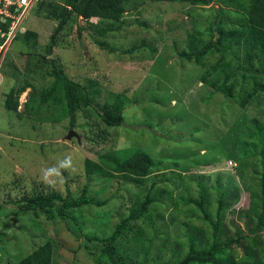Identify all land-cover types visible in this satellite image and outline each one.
I'll return each instance as SVG.
<instances>
[{
    "label": "rangeland",
    "instance_id": "374dc122",
    "mask_svg": "<svg viewBox=\"0 0 264 264\" xmlns=\"http://www.w3.org/2000/svg\"><path fill=\"white\" fill-rule=\"evenodd\" d=\"M63 1H36L25 17L18 38L5 54L1 67L0 264H16L47 241L54 247L53 264H111L102 255L99 243L94 240L89 242L88 239L108 236L119 219L126 217L132 205L143 200L147 193L155 203L150 205L149 215L133 223L132 230L120 240L119 252L126 258V264L174 263L176 255H183L189 247L187 235L193 234L195 246L201 248L213 232V227L203 219V215L187 202L189 198L199 197L198 184L206 190V209L214 223L218 221L217 190L226 192V208L219 212L222 222L220 239L233 235L236 228L242 230L243 222L239 214L249 206L247 184L253 187L258 184L257 179L247 178L253 170L251 164L248 163L244 169L246 172L241 173L239 152L235 148V136L241 129L240 126L235 127V122L240 118L244 122L243 109L220 93H215L212 100L204 103L202 98L214 90L210 80L201 81L206 68L194 66L180 56L182 50L194 52L201 48L203 42L211 39L209 27L216 26L218 8L227 4L216 0L206 7H194L176 2H146L126 13L120 22L111 24L118 30L107 38H99L107 49L92 41L87 33V22L76 19L58 34L51 54L47 55L45 46L57 25L56 21L48 18L47 8L52 3L62 4ZM229 10L235 11V8L230 6ZM235 21L228 17L226 24L231 25ZM89 22L97 24L95 19ZM221 24L223 26V21ZM25 31L37 34L35 46L32 41L24 40ZM142 42L143 48L132 54H122V51L140 46ZM245 46L243 43L242 57ZM41 56L56 58L65 74L76 82H96L100 93L93 101L99 106L112 94L123 93V125L108 128L97 117L87 118L78 113L76 125L87 127H75L73 131L77 138L66 140L71 130L66 129L64 124L69 119L60 123L51 121L50 111L54 110L57 114L54 102H49L54 106L52 108L42 104L39 111L31 112L32 106L40 105L43 88H49L53 80L46 75V70H53L50 63L48 66H35ZM210 56L211 61L206 58V65H212L223 55L211 53ZM242 57L239 59V71L251 72L247 70L248 66L241 65ZM260 61L252 66L255 67L254 73L263 75L264 60ZM252 66L248 68L252 69ZM210 72L213 77L224 76L226 69L219 67ZM26 84L34 85L36 89L26 87L18 98L15 113L6 110V94L13 87ZM235 89L236 92L240 90L239 87ZM33 91L36 97L29 103ZM257 100L259 102L252 103L247 112L261 123L264 99L260 96ZM221 104L225 105L223 112L218 107ZM152 107L160 114L149 113ZM164 112L168 117L162 116ZM159 122L161 127L157 125ZM148 124L149 129L146 128ZM169 129L179 133L175 141L186 142L182 145L184 148L174 145L183 149L179 153L186 156L193 153L201 160L213 157L218 164L208 162L186 168L184 165L179 168L167 165L156 167L141 184L134 180L126 181L120 176L88 177L85 174L86 158L98 162L102 154L111 150L133 147L144 149L157 160L160 153L168 156L171 153L166 138L156 139L159 142L152 151L149 149L152 144L150 147L147 144L163 133L170 134ZM212 130L222 133L212 137ZM202 135L206 139L211 138L213 150L198 142ZM222 135L227 136V140L221 138ZM66 156L72 157L77 172L70 175L69 171H63L66 182L52 187L44 181L43 170L58 166ZM162 173L164 176L170 174L166 182L160 178ZM84 186L88 187L90 197L106 203L100 207L84 206L72 212V222L62 221L58 216L47 220L45 217L35 218L31 213L14 214L13 209L18 208L15 202L22 197L50 189L64 195L68 188L71 195L77 198ZM258 235L264 239V231L261 230ZM86 245L90 249H86ZM144 245L149 248L146 254L142 251ZM258 246L256 250L261 249V241ZM248 247L253 248L251 243L243 241L232 247V253L240 259L246 255Z\"/></svg>",
    "mask_w": 264,
    "mask_h": 264
},
{
    "label": "trees",
    "instance_id": "16d2710c",
    "mask_svg": "<svg viewBox=\"0 0 264 264\" xmlns=\"http://www.w3.org/2000/svg\"><path fill=\"white\" fill-rule=\"evenodd\" d=\"M214 1L216 0H64L62 4L52 3L47 8V16L56 21L57 25L49 38L48 44L45 46V53L47 55L51 54L58 34L64 30L67 24L72 23L76 19L87 22L89 29L87 33H89L92 41L100 48L107 49L103 43L104 41H99V38H107L110 33L118 30V28H113L111 24L120 22L126 13L135 9L138 5L145 4L146 2L152 4L176 2L194 7H206ZM217 1L220 4H227V6L218 8V23L215 27H209L211 39L203 42L200 46L201 48H197L194 52H185V50H182L180 56L183 60L192 63L194 66L206 68V72L201 77V81L207 82L210 80L209 83L211 82L214 90L202 98L204 103L212 100L215 93H220L224 98L232 99L240 109H243L241 114L245 119L244 122H241V118L235 122V127L238 128L240 126L241 128L235 136V148L239 152L241 173H244V169L248 163L251 164L253 170L247 174V178L252 180L257 179L258 184L256 187L247 184L246 187L249 195V206L239 214V218L243 222V229L236 228L235 233L228 235L224 240L220 239L222 222L219 212H222L226 208V192L217 190L218 221L214 223L206 209V190L202 184H198L199 197L197 199L189 198L187 202L193 204L200 214L203 215V219L207 220L213 227L211 238H206V244L199 248L195 246L193 234L187 235L186 238L189 243L187 251L183 255L177 254L175 262L171 264H264V239L262 240L258 235L261 230L264 231V111L262 112L263 119L261 123H259L256 116H251L247 112V108L252 103L257 104L259 102L257 100L258 97L262 96L264 99V74L254 73V66H252L253 63L255 64L256 62H261L260 60H264V0ZM230 6L234 7L235 11L229 10ZM228 17L234 18L236 21L231 25L226 24ZM92 19L97 20V24L90 23L89 21ZM222 21L224 23L223 26L221 24ZM141 25L144 26L145 24ZM23 38L25 41H32L33 46L36 45V33L26 31L23 34ZM243 43L246 45L244 47V57H242L244 53V50H242ZM143 47L144 43L142 42L140 46H132L122 51V54H132V52ZM211 53L223 56H219L218 61H213L212 65H206V58L211 61ZM226 56H229V58H226ZM241 57L243 63L241 65H244V67L252 66V69L247 67V70L251 72L239 71V59ZM234 62L235 64L232 68V63ZM49 63L52 65L53 70L52 72L46 70V75L53 77V80L49 88L42 89L43 91L40 93V105L32 106L31 112L34 110L39 111L42 104H47V107H54L49 104L52 101L57 107V114H54V110L50 111L49 116L51 121L53 123H60L69 119L68 123L66 122L64 124L68 130L73 131L75 127H87L84 124L76 125V116L78 113H82L87 118L95 116L100 123L108 128H119L123 125L125 105V96L123 93L112 94L110 99L105 100L99 106L93 101L100 93L96 82L89 80L87 84H81L74 81L65 74L62 67L58 65L56 58L47 59L45 56H41L35 66L39 64L48 66ZM219 67L226 69L224 76L213 77L210 71L216 70ZM38 70L41 72L40 68ZM238 74H241V76H238ZM26 87L36 89L34 85L26 84V86H20L19 88L13 87L6 94L4 105L6 110L14 113L17 111L18 98L26 90ZM236 87L240 88L237 92L235 91ZM34 97L36 95L33 91L30 95L29 103L33 101ZM218 107H220L219 110L222 112L225 110L224 104ZM149 113L160 114L154 107H152V111ZM162 116L168 117V114L164 112ZM157 125L162 126L161 122ZM146 128H150L149 124ZM168 132L170 134L167 133L165 135L163 133L159 137L153 138L151 143L147 145L150 147L152 144V147L149 148L152 151L153 146H156L157 142H159L156 139L166 138L167 143L170 145L169 151L171 154L174 153V155L168 154L166 156V153L163 152L160 153L159 160H157L152 158L144 149L133 147L121 148L102 154L98 158V162L86 158L84 172L88 177L89 175L106 178L120 176V178L126 181L134 180L138 184H141L149 173H151L152 169L156 167L163 168L167 165L169 168H179V166L184 165L186 168L196 163H217V160L212 159L213 157H209L207 160L194 157L189 149L186 150H189L191 153L190 156L179 153L180 151L182 152L183 149L181 147L184 148L182 145L186 142L175 141L179 134L175 130L169 129ZM218 132L222 133L217 130H212V137H216V133ZM204 137L202 135L198 142L204 144L207 149L213 150L211 138L206 139ZM221 138L227 140V136L225 135H222ZM174 145L181 147H174ZM189 159L192 161H188ZM164 169L167 170L166 167ZM258 172L260 173L258 174ZM171 173L174 172L172 171ZM169 176L170 174L164 176V173H162L160 178H163L164 182H166ZM105 203V201H97L93 197H90L88 195V187L84 186L81 194L77 198L71 195L68 188L64 195L52 189L47 192L40 190L37 193H33L30 197H22L19 201H16L15 205L17 204L18 208L13 210L14 214L22 215L31 213L35 218L45 217L47 220L58 216L60 220L68 223L69 221H73L72 212L84 206L100 207ZM153 203H155L154 199L147 193L143 200L136 201L132 205L126 217L119 219L113 231L108 236L103 238L94 237L88 239V241L92 242L94 240L98 242L99 246H101L102 255L111 264H126L127 260L119 252L118 244L120 240L124 239L125 234L132 230L133 223L135 224L140 219H143V217L149 215V207ZM243 241L251 243L253 248L248 247L245 252L246 255L237 259L234 253H232V247L241 244ZM260 241L262 242L261 249L256 250L259 247ZM85 247L86 249H90L88 245ZM148 249L147 245L143 246L142 251L144 254L148 253ZM53 256V244L47 241L20 259L16 264H53Z\"/></svg>",
    "mask_w": 264,
    "mask_h": 264
},
{
    "label": "built area",
    "instance_id": "2783aa9c",
    "mask_svg": "<svg viewBox=\"0 0 264 264\" xmlns=\"http://www.w3.org/2000/svg\"><path fill=\"white\" fill-rule=\"evenodd\" d=\"M37 0H0V65L25 17Z\"/></svg>",
    "mask_w": 264,
    "mask_h": 264
},
{
    "label": "clouds",
    "instance_id": "9594fccd",
    "mask_svg": "<svg viewBox=\"0 0 264 264\" xmlns=\"http://www.w3.org/2000/svg\"><path fill=\"white\" fill-rule=\"evenodd\" d=\"M21 29H22V26L18 29V31L15 34V37L11 41L10 45L12 44V42L15 39H17V36L21 32ZM10 45H9V47H10ZM7 52H8V50L6 51V53ZM3 62H4V59H3ZM3 62L0 65V80H1L0 81V86L3 83V76H2V73H1V67L3 65ZM63 171H69L70 175L71 174H75L77 172L76 167L73 165L71 156H66L64 159H62L59 162L58 166L49 167V168L43 170V179H44V181L47 184H49L52 187H56L57 185H62V184H64L66 182V178L63 175Z\"/></svg>",
    "mask_w": 264,
    "mask_h": 264
},
{
    "label": "water",
    "instance_id": "95a60500",
    "mask_svg": "<svg viewBox=\"0 0 264 264\" xmlns=\"http://www.w3.org/2000/svg\"><path fill=\"white\" fill-rule=\"evenodd\" d=\"M72 137H76V138H77V136H76V134L74 133V131H70V132H69V134H68L67 137H66V140H70Z\"/></svg>",
    "mask_w": 264,
    "mask_h": 264
}]
</instances>
